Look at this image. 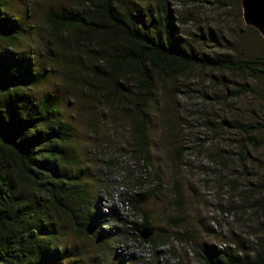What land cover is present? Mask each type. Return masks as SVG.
I'll return each instance as SVG.
<instances>
[{"label": "rangeland", "instance_id": "1", "mask_svg": "<svg viewBox=\"0 0 264 264\" xmlns=\"http://www.w3.org/2000/svg\"><path fill=\"white\" fill-rule=\"evenodd\" d=\"M0 1L6 25L15 33V41L0 50L24 76L28 108L43 101L45 109H57L70 132L76 162L71 174L82 179L91 196L99 197L104 213L116 212L108 225L115 234L80 237L43 199V217L57 238L64 264H200L193 244L205 241L248 255L264 248V195L248 192L264 176V146L257 151L250 147L244 162L239 154L243 136L230 127L235 121H264V74L196 71L167 80L150 110L154 165L145 172L134 152L129 122L112 106L104 107L99 91L88 85L92 77L87 69L98 52L75 49L63 35L49 34L45 13L77 8L78 1ZM241 2L169 0V5L185 40L196 50L264 55V38L245 23ZM241 85L251 90L232 97L231 90ZM259 135L264 136V130ZM155 171L164 181L162 188L157 187ZM143 174L147 182L140 183ZM125 191L149 195L133 210L121 200ZM145 215L151 219L152 237L171 238L161 257L133 240L117 244L125 236V221L142 223ZM184 233L190 238H182Z\"/></svg>", "mask_w": 264, "mask_h": 264}, {"label": "trees", "instance_id": "2", "mask_svg": "<svg viewBox=\"0 0 264 264\" xmlns=\"http://www.w3.org/2000/svg\"><path fill=\"white\" fill-rule=\"evenodd\" d=\"M77 1V8H51L45 13L49 34L63 35L75 49L98 52L87 69L92 77L88 85L99 91L104 107L112 106L129 122L134 152L145 172L154 165L150 110L167 80L196 71L264 74V55H210L193 48L180 31L169 0H156L153 7L143 5L149 0ZM4 13L0 1L2 47L15 41ZM112 43V48L107 47ZM23 79L0 50V264H64L41 201L45 199L54 213L64 216L80 237L115 234L108 225L116 212L104 213L99 197L91 196L82 179L71 174L76 162L68 126L57 109H45L43 101L33 110L28 108ZM250 90L241 85L230 94L239 97ZM231 124L243 136L239 154L246 162L250 147L257 151L264 146V136L259 135L264 121ZM143 176L140 183L147 182ZM155 178L162 188L164 181L156 171ZM248 192L253 197L264 195V176ZM145 194L125 191L121 200L138 210ZM261 207L264 211V204ZM146 227L152 228L148 215L142 223L125 221V236L117 244L133 240L161 257L171 238L142 239ZM180 236L190 238L188 233ZM193 247L200 264H264V248L248 255L207 241L195 242Z\"/></svg>", "mask_w": 264, "mask_h": 264}, {"label": "water", "instance_id": "3", "mask_svg": "<svg viewBox=\"0 0 264 264\" xmlns=\"http://www.w3.org/2000/svg\"><path fill=\"white\" fill-rule=\"evenodd\" d=\"M243 19L247 25L257 29L264 38V0H242ZM152 229L146 227L140 233L142 239H148Z\"/></svg>", "mask_w": 264, "mask_h": 264}, {"label": "built area", "instance_id": "4", "mask_svg": "<svg viewBox=\"0 0 264 264\" xmlns=\"http://www.w3.org/2000/svg\"><path fill=\"white\" fill-rule=\"evenodd\" d=\"M106 212H109V210H108V211H106Z\"/></svg>", "mask_w": 264, "mask_h": 264}]
</instances>
